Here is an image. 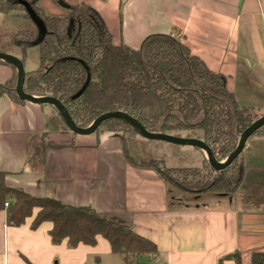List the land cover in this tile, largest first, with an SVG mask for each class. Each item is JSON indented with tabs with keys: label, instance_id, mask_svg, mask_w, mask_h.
Masks as SVG:
<instances>
[{
	"label": "crops",
	"instance_id": "crops-1",
	"mask_svg": "<svg viewBox=\"0 0 264 264\" xmlns=\"http://www.w3.org/2000/svg\"><path fill=\"white\" fill-rule=\"evenodd\" d=\"M80 3L100 14L116 44L138 48L151 34L179 39L211 70L227 77L228 89L240 106L264 114V0H38L37 4L47 15L68 16L69 6ZM27 19L31 26L21 30H39L31 16ZM7 45H0L1 52L23 58V49L10 41ZM12 75V67L0 62V82ZM258 149L247 141L243 155ZM0 171L7 173L9 186L93 208L127 223L157 247L154 257L145 258L146 264H236L237 252L241 264H251L252 253L264 251V195L212 194L201 200L202 194L173 190L155 169L127 159L119 135L65 131L49 104L17 103L8 95L0 96ZM32 220L15 227L7 223L5 212L0 215V264H27L25 259L31 264H88L97 255H113L101 236L96 246L53 244V224L45 222L33 230Z\"/></svg>",
	"mask_w": 264,
	"mask_h": 264
},
{
	"label": "trees",
	"instance_id": "trees-1",
	"mask_svg": "<svg viewBox=\"0 0 264 264\" xmlns=\"http://www.w3.org/2000/svg\"><path fill=\"white\" fill-rule=\"evenodd\" d=\"M24 2L46 28L42 36L39 30H19L11 37V43L23 49V58L28 48L39 47V66L26 72L24 90L33 96L59 99L80 128L88 127L105 113L120 111L137 119L150 132L177 135L200 130L202 140L222 162L237 148L240 134L264 115L254 107L240 106L228 89L227 77L211 70L174 36L151 34L138 48L116 44L100 14L85 3L70 5L68 16H51L38 6V0H0V14L18 12L29 18ZM5 64L12 67L13 75L0 82V96L8 95L24 103L15 91L17 71L13 65ZM59 118L64 130L70 131L60 115ZM105 132L121 137L130 162L155 169L176 190L232 195L244 180L243 153L220 171L210 166L205 155L200 166H167L159 159L139 163L128 151V138L138 135L129 124L108 119L94 134ZM253 136L264 138V125ZM6 176L0 171V215L6 213L9 225L22 226L32 217L31 228L35 230L51 222L52 243L66 241L69 248L96 246L101 236L122 264H140L142 258L156 255L155 243L127 223L93 208L34 196L9 186ZM233 258L241 264L238 252ZM251 264H264V251L253 252Z\"/></svg>",
	"mask_w": 264,
	"mask_h": 264
},
{
	"label": "rangeland",
	"instance_id": "rangeland-1",
	"mask_svg": "<svg viewBox=\"0 0 264 264\" xmlns=\"http://www.w3.org/2000/svg\"><path fill=\"white\" fill-rule=\"evenodd\" d=\"M0 18H1L0 20H2V24L0 25V45H2L3 48L8 47L7 45L8 41L11 42L12 36L9 37L7 33L9 32L11 33V31L15 33L18 30L27 29L28 27L31 26V19H27V17L21 18L20 15H18V12L0 14ZM39 57H40V53L38 46H33L27 49L26 55L23 58L26 72L38 68ZM258 113L260 115L263 112L259 111ZM174 136H178L180 138H195L199 140L203 139V133L200 130H198L195 134L187 131H183ZM128 143H129L130 156H132L135 160L138 161H142L144 158H149V160L151 159L163 160L165 162L164 164L167 166L183 167V166L201 165L202 154L200 149L196 147H192L188 145H176L166 141L146 139L140 135L131 137ZM251 145H257V147L260 149L255 150L254 153H247L246 158L243 157L242 167L244 168L242 173H244V180L242 181V184L240 185L238 190L234 193V194H238L240 192H244V194L247 195L246 198H249L248 196L250 194L254 198L257 195H264V146H263L264 138L258 136H251L248 139V146ZM249 159L251 163L249 162L250 167L247 168L246 162ZM202 195L203 197L201 198V200H204L205 197H208L210 199L212 196H214L212 195V193L202 194ZM254 203L258 204L259 202L255 201ZM261 203H264V201ZM101 240H103L108 244L106 239H104L103 237H101ZM146 259L142 258L140 260V264H146L147 263ZM24 261L27 264H31V262L26 259ZM88 264H122V263L119 260V258L115 255L112 256L97 255L96 258H92L88 262Z\"/></svg>",
	"mask_w": 264,
	"mask_h": 264
},
{
	"label": "water",
	"instance_id": "water-1",
	"mask_svg": "<svg viewBox=\"0 0 264 264\" xmlns=\"http://www.w3.org/2000/svg\"><path fill=\"white\" fill-rule=\"evenodd\" d=\"M24 4L27 8L29 15L36 23L40 35L42 36L46 31L43 21L40 19L39 16H37V14L29 6V4H27L26 2H24ZM0 62L9 63L15 67L17 71V83H16L15 91L17 96L21 100L39 105L49 104L55 107L58 114L60 115V117L63 118L64 122L66 123V125L68 126L69 130L72 133L82 136H89L94 134V132L99 128V126L102 124L103 121L112 118L120 119L126 122L127 124H129L137 132L138 135L146 139L166 141L176 145H188L199 148L200 150L203 151L204 155L209 161L210 166L216 171L224 170L235 159H237L243 153L248 139L251 136H253V134L257 131V129H259L261 126L264 125V115H263L259 119H257L251 126H249L242 134H240V139L237 148L227 157V159L225 161L218 162L212 150L203 140H199L195 138H180L178 136H174L170 134L150 132L137 119L120 111L105 113L100 117H98L88 127L80 128L75 124L69 111L61 103L59 99L52 96H42V97L33 96L25 92L24 83H25L26 71H25L24 63L20 58L11 54L0 52ZM90 78L91 76L89 74L88 82Z\"/></svg>",
	"mask_w": 264,
	"mask_h": 264
},
{
	"label": "built area",
	"instance_id": "built-area-1",
	"mask_svg": "<svg viewBox=\"0 0 264 264\" xmlns=\"http://www.w3.org/2000/svg\"><path fill=\"white\" fill-rule=\"evenodd\" d=\"M6 206H8V204H6Z\"/></svg>",
	"mask_w": 264,
	"mask_h": 264
},
{
	"label": "flooded vegetation",
	"instance_id": "flooded-vegetation-1",
	"mask_svg": "<svg viewBox=\"0 0 264 264\" xmlns=\"http://www.w3.org/2000/svg\"><path fill=\"white\" fill-rule=\"evenodd\" d=\"M1 52V51H0ZM22 60V59H21Z\"/></svg>",
	"mask_w": 264,
	"mask_h": 264
}]
</instances>
